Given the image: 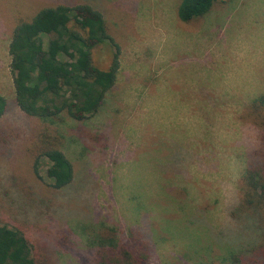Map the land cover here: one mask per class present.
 <instances>
[{
  "label": "rangeland",
  "instance_id": "obj_1",
  "mask_svg": "<svg viewBox=\"0 0 264 264\" xmlns=\"http://www.w3.org/2000/svg\"><path fill=\"white\" fill-rule=\"evenodd\" d=\"M179 2L0 0V95L7 102L0 117V225L23 231L47 264H99L86 241L111 229L126 243L140 230L136 237L149 244L147 264H221L230 247L249 250L260 243L264 210L259 224L251 213L234 221L230 211L242 197L246 154H264L259 121L247 114L264 92L242 101L239 178L205 179L219 174L221 153L215 122L204 111L214 97L203 73L211 64L207 50L226 39L232 0H218L189 23L177 18ZM80 4L103 15L119 45L115 86L83 121L65 112L52 121L27 116L15 105L8 53L13 30L43 9ZM111 50L102 44L93 53L99 69L109 67ZM185 107L200 114V130H163L161 121ZM48 144L73 166V181L63 189L47 177L49 162L40 148ZM227 221L243 224V234L230 231ZM144 233L153 235L146 239Z\"/></svg>",
  "mask_w": 264,
  "mask_h": 264
},
{
  "label": "trees",
  "instance_id": "obj_2",
  "mask_svg": "<svg viewBox=\"0 0 264 264\" xmlns=\"http://www.w3.org/2000/svg\"><path fill=\"white\" fill-rule=\"evenodd\" d=\"M217 2L180 0L177 18L183 23L198 20ZM102 44L112 49L109 67L105 70L94 64L92 56ZM8 53L15 105L25 115L42 121H52L62 112L76 121L95 115L115 86L120 68L119 45L108 33L103 15L86 4L46 8L31 21L19 22L13 30ZM6 107L7 102L0 95V117ZM247 114L258 119L263 134L259 142L260 146L264 145V96L252 100ZM40 149V155L49 162L46 174L52 186L55 189L69 186L74 177L69 159L55 145H43ZM40 155L33 164L34 171L38 169ZM246 160L249 163L244 161L240 180L242 197L230 216L238 221L239 216L251 213L249 218L258 217L259 224V210H264V154L259 152L256 159L248 153ZM180 166L187 169L189 165L183 162ZM184 172L187 170L181 174ZM132 233L131 243L118 238L112 229L107 235L88 237L86 243L96 249L99 264H147L149 244L136 237L142 233L140 230ZM144 235L147 239L153 234ZM150 240L153 242V237ZM234 246L236 248L230 247L221 264H264V224L258 245H249V250L242 244ZM0 264H47V260L34 250L23 231L0 225Z\"/></svg>",
  "mask_w": 264,
  "mask_h": 264
},
{
  "label": "clouds",
  "instance_id": "obj_3",
  "mask_svg": "<svg viewBox=\"0 0 264 264\" xmlns=\"http://www.w3.org/2000/svg\"><path fill=\"white\" fill-rule=\"evenodd\" d=\"M227 16L226 39L207 50L211 64L203 73L215 105L209 103L204 111L215 122L221 153L219 174L205 177L210 182L221 179L235 182L239 178L242 101L264 92V0H232ZM203 123L200 114H191L187 107L161 121L165 131L179 125L187 128L190 135L196 134ZM227 227L237 235L243 234L241 223L227 221Z\"/></svg>",
  "mask_w": 264,
  "mask_h": 264
}]
</instances>
